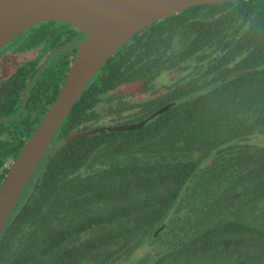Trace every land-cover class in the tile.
<instances>
[{"label":"trees","instance_id":"16d2710c","mask_svg":"<svg viewBox=\"0 0 264 264\" xmlns=\"http://www.w3.org/2000/svg\"><path fill=\"white\" fill-rule=\"evenodd\" d=\"M170 70L178 76L158 89ZM125 88L153 96L132 102ZM33 97L28 106L41 109ZM165 105L142 127L66 140ZM37 123L0 121L1 132L12 129L0 139V186L4 163ZM262 137L264 0L156 21L105 62L72 108L3 232L0 264H264Z\"/></svg>","mask_w":264,"mask_h":264},{"label":"water","instance_id":"95a60500","mask_svg":"<svg viewBox=\"0 0 264 264\" xmlns=\"http://www.w3.org/2000/svg\"><path fill=\"white\" fill-rule=\"evenodd\" d=\"M237 0H0V49L28 27L45 20L69 23L86 32L79 43L60 90L14 159L0 186V239L30 178L53 142L72 108L105 62L132 36L156 21L189 7ZM232 72L229 77L248 74ZM148 118L130 124H108L77 132L67 141L107 131L142 127Z\"/></svg>","mask_w":264,"mask_h":264},{"label":"flooded vegetation","instance_id":"af4514ba","mask_svg":"<svg viewBox=\"0 0 264 264\" xmlns=\"http://www.w3.org/2000/svg\"><path fill=\"white\" fill-rule=\"evenodd\" d=\"M86 36V32L72 24L45 20L28 27L4 45L0 49V112L2 105L9 103L18 108L15 116L2 117L0 114V121L28 116L29 121H38L35 130L67 76V63L70 68L78 52V45ZM57 55H61L60 63L65 64V67H56L54 59ZM140 93L153 96L151 93ZM33 96L40 100L41 109L28 106ZM11 130L8 126L5 131H0V139H4ZM13 161L10 158L3 167L8 169Z\"/></svg>","mask_w":264,"mask_h":264},{"label":"rangeland","instance_id":"374dc122","mask_svg":"<svg viewBox=\"0 0 264 264\" xmlns=\"http://www.w3.org/2000/svg\"><path fill=\"white\" fill-rule=\"evenodd\" d=\"M58 61V62H56ZM61 61V55H57L56 58L54 59V63L56 64V67L60 68V67H65V64H61L60 63ZM178 76V74L174 71V70H170V71H167L165 72L164 74H162L161 76H159L156 80V84L157 86L163 90L164 86L166 84H168L169 82L172 81V79L176 78ZM137 83H133L131 86H135ZM127 88L123 89L122 92H124L125 94H128L126 96V98L129 100V101H132V102H135V101H142L144 100L145 98L147 97H150L151 95L150 94H142L140 92H136L134 94H131V93H127ZM107 125L109 124V122H105ZM263 144H264V137L261 138L260 140ZM147 250V248H146ZM145 253V249L140 251L139 255H143Z\"/></svg>","mask_w":264,"mask_h":264}]
</instances>
